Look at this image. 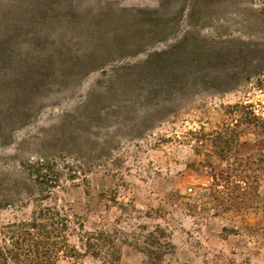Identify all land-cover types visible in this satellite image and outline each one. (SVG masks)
I'll return each instance as SVG.
<instances>
[{
  "label": "rangeland",
  "instance_id": "rangeland-1",
  "mask_svg": "<svg viewBox=\"0 0 264 264\" xmlns=\"http://www.w3.org/2000/svg\"><path fill=\"white\" fill-rule=\"evenodd\" d=\"M26 230L46 264H264V0H0V264Z\"/></svg>",
  "mask_w": 264,
  "mask_h": 264
},
{
  "label": "trees",
  "instance_id": "trees-1",
  "mask_svg": "<svg viewBox=\"0 0 264 264\" xmlns=\"http://www.w3.org/2000/svg\"><path fill=\"white\" fill-rule=\"evenodd\" d=\"M25 235V237H16V249H21L20 253L15 254V256H11V258L18 260L20 258V255H22L23 259H19L20 260V264L22 262V260H24V262L22 264H46V258H45V254H47V244H50L47 242V236L43 238V239H37V237H33L32 234L30 232H28L27 230L24 231L23 233ZM38 235V234H37ZM41 236V234H39ZM26 236H28V238L30 239L31 242H29V239L26 238ZM27 241V242H26ZM24 243L23 245L20 243ZM28 243V244H27ZM20 244V245H19ZM18 245L20 247H18ZM30 256V257H29ZM0 258H2V260H7L8 256H1V252H0ZM1 264H4V262L2 261Z\"/></svg>",
  "mask_w": 264,
  "mask_h": 264
}]
</instances>
